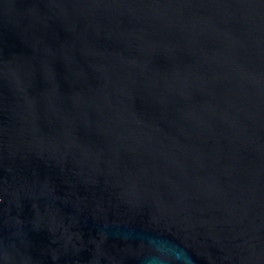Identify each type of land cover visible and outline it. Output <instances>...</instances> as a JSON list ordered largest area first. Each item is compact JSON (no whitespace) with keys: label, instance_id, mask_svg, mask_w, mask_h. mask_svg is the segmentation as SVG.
Masks as SVG:
<instances>
[{"label":"water","instance_id":"obj_1","mask_svg":"<svg viewBox=\"0 0 264 264\" xmlns=\"http://www.w3.org/2000/svg\"><path fill=\"white\" fill-rule=\"evenodd\" d=\"M0 264H264V0H0Z\"/></svg>","mask_w":264,"mask_h":264}]
</instances>
